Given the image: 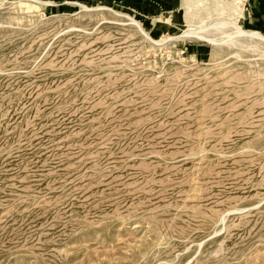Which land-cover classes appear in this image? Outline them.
<instances>
[{"label":"rangeland","instance_id":"374dc122","mask_svg":"<svg viewBox=\"0 0 264 264\" xmlns=\"http://www.w3.org/2000/svg\"><path fill=\"white\" fill-rule=\"evenodd\" d=\"M247 1L0 0V264H264Z\"/></svg>","mask_w":264,"mask_h":264},{"label":"crops","instance_id":"0c3cea01","mask_svg":"<svg viewBox=\"0 0 264 264\" xmlns=\"http://www.w3.org/2000/svg\"><path fill=\"white\" fill-rule=\"evenodd\" d=\"M247 23L251 28L264 33V0L247 1Z\"/></svg>","mask_w":264,"mask_h":264},{"label":"bare ground","instance_id":"6f19581e","mask_svg":"<svg viewBox=\"0 0 264 264\" xmlns=\"http://www.w3.org/2000/svg\"><path fill=\"white\" fill-rule=\"evenodd\" d=\"M194 0H184V4L189 5L193 3ZM189 5V6H191ZM88 9V8H87ZM235 34L237 35V37H242L248 40H251L259 45H263L264 46V34H262L260 31L258 30H249V29H245L244 27L242 28L241 26H237L235 24ZM190 36L192 37H196V38H207L210 41H212L213 39L208 37V35H206L204 33L203 30H196V31H192L190 33ZM258 93V91H257ZM251 96V95H250Z\"/></svg>","mask_w":264,"mask_h":264}]
</instances>
